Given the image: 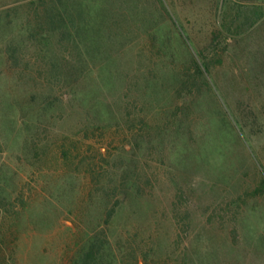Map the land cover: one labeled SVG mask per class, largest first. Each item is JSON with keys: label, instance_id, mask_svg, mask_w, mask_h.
I'll return each instance as SVG.
<instances>
[{"label": "rangeland", "instance_id": "rangeland-1", "mask_svg": "<svg viewBox=\"0 0 264 264\" xmlns=\"http://www.w3.org/2000/svg\"><path fill=\"white\" fill-rule=\"evenodd\" d=\"M72 1L98 41L74 90L115 118L86 131L66 90L40 97L18 78L6 51L33 7L0 0V264H74L96 236L101 264H264V0ZM224 10L240 13L226 39ZM205 49L213 93L202 84L186 108L179 80ZM127 113L163 132L128 131Z\"/></svg>", "mask_w": 264, "mask_h": 264}, {"label": "trees", "instance_id": "trees-1", "mask_svg": "<svg viewBox=\"0 0 264 264\" xmlns=\"http://www.w3.org/2000/svg\"><path fill=\"white\" fill-rule=\"evenodd\" d=\"M29 4L33 8L30 10V16L28 15L30 18L28 17L23 25V33L26 35L19 37L16 43L8 45L6 51L7 62H10L12 65L15 63H22L24 65V71L18 72V78L24 80L26 78L32 84H39L40 92L37 93L39 94L38 96H47L49 98L58 91L66 90V94L68 95L62 96L61 102L65 101L67 104L73 100L80 102L82 104L81 108H85L83 114L87 120L83 125L86 131L90 130V128L104 130V126H107L105 122H110V119L115 118L113 107L110 105L101 106L97 101L90 102L85 99L86 96L81 91L77 92L73 87L78 82L81 74L82 69L80 70L79 68L81 67V57L84 54V50L88 51L89 47L98 44V41H87L81 37L85 30V25L80 20H74L76 15L77 18H80L81 11H78L76 3L72 0H29ZM253 13L255 14V18L250 23L256 22L263 16V13L260 11H254ZM230 14L225 10L221 11L222 23L218 33H225L223 35L225 39L226 34L232 31V28H234L233 31L236 33L240 30V25L234 24V19L240 13L237 12L233 17ZM246 22L248 21L246 20ZM102 42L99 44H102ZM29 46L33 48L31 57L21 55L20 51L22 49L25 50ZM18 51L19 54L17 55ZM68 52L73 53V57L77 56V59L67 58ZM197 53L198 58L191 53L188 56V67L192 69V73L186 78L179 80L181 83L178 93H180L179 95L182 97L186 108H188L189 103H194V100L198 98L195 90L199 92L202 84H205L208 90L212 92L208 80L204 76L205 71L211 72L212 60L210 59V55L207 54L206 49L197 50ZM29 66H31V69H29ZM203 68L205 71H203ZM32 98H35V96H32ZM55 104V107L60 106L58 102ZM128 116L129 113H127L125 119L124 117L120 119L121 122L126 124L128 131H132L135 121L140 125V130L148 127L143 117L129 119ZM177 126V131L180 130L182 132L187 127L184 119L179 121ZM148 129L155 130L158 134L161 131L160 128L157 130V128L148 127ZM163 130L168 133L171 132L168 129ZM132 138L138 146L137 142L140 140V136L132 132ZM162 140L163 138L159 139L158 143ZM261 184L264 186V176L261 178ZM115 204L118 205L119 201L117 200ZM113 210L115 209L112 207L110 212H113ZM110 212L107 213V217L111 216ZM109 255V244L105 236L102 238L99 236L90 237L88 243L80 250L74 264H101V260Z\"/></svg>", "mask_w": 264, "mask_h": 264}]
</instances>
